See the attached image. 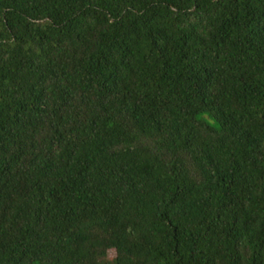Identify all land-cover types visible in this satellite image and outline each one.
Returning a JSON list of instances; mask_svg holds the SVG:
<instances>
[{
  "label": "trees",
  "instance_id": "obj_1",
  "mask_svg": "<svg viewBox=\"0 0 264 264\" xmlns=\"http://www.w3.org/2000/svg\"><path fill=\"white\" fill-rule=\"evenodd\" d=\"M0 264H264V0H0Z\"/></svg>",
  "mask_w": 264,
  "mask_h": 264
},
{
  "label": "rangeland",
  "instance_id": "obj_2",
  "mask_svg": "<svg viewBox=\"0 0 264 264\" xmlns=\"http://www.w3.org/2000/svg\"><path fill=\"white\" fill-rule=\"evenodd\" d=\"M112 254V253H111Z\"/></svg>",
  "mask_w": 264,
  "mask_h": 264
}]
</instances>
